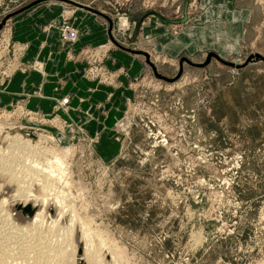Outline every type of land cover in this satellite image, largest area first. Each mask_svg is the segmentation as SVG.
<instances>
[{"label": "rangeland", "instance_id": "rangeland-1", "mask_svg": "<svg viewBox=\"0 0 264 264\" xmlns=\"http://www.w3.org/2000/svg\"><path fill=\"white\" fill-rule=\"evenodd\" d=\"M35 1L0 0V21ZM69 1L110 18L113 39L123 47L147 52L157 72L168 78L175 76L181 57L200 63L202 55L210 51L235 63L243 60L239 56L242 48L264 56V0H234V8L250 12L237 49L222 34L225 19L216 36L206 33L202 39L198 35L197 29L203 22L200 18L209 0ZM226 1L217 0L215 4L223 18L227 14ZM41 5L61 6L58 33L61 36L62 30L73 32L78 39L80 34L71 26L70 19L71 12L79 10L68 4L43 1L15 17ZM92 18L107 24L99 16ZM150 18L156 23L159 19L165 22L151 29V36L143 35L140 28ZM125 21L128 26L123 31ZM6 23L0 31V71L5 70L3 61L8 64L10 59L7 73L24 74L23 67L16 71L18 64L14 61H18V52L23 61L27 45L14 40L12 25ZM99 48H103L101 56L106 53L98 60L106 71L107 83L83 76V54ZM118 53L108 40L97 46H83L72 53V60L83 59L81 75L85 80L115 88L123 75L122 66L110 68L108 63ZM144 70L145 75L132 82L138 97L125 100L121 116L99 138L69 121L61 119L63 123L53 124L54 114H40L21 102L9 108L0 107V124L8 125L2 136L10 133L25 138L29 132L35 137L41 134L51 142L42 146L55 148L58 153L67 152L66 160L63 159L69 168L68 184L62 186L57 182V186H51L53 189L44 190L48 195L62 192L64 197L62 219H57L58 225L53 222L57 226H52L51 213V217L37 224L35 231L27 232L30 236L25 232L26 236L19 230L25 222L24 214L17 208L19 204H13L8 197L0 207V243H4L0 246L11 258L15 256L13 260H20L19 263L10 258L8 263L70 264L71 248L80 238L77 222L85 220L90 232L101 239H91L101 264H264V64H250L234 73L214 60L205 72L184 66L181 78L173 84L156 80L147 66ZM6 82L0 79L3 89ZM18 104L44 118L45 122L39 123L42 126L34 125V121L23 124L18 123L19 119L8 121L2 117V110L12 115ZM84 120H90V115ZM18 165L21 163L16 159L6 167L13 178L19 177ZM34 188L37 187H31ZM60 225L65 229L67 225L73 227L74 233L69 236L73 244ZM40 239L43 247L37 246ZM79 243L84 247V241ZM57 253L64 258L63 263L60 258L55 260ZM45 254L48 256L44 257ZM76 260L78 264L77 256Z\"/></svg>", "mask_w": 264, "mask_h": 264}, {"label": "crops", "instance_id": "crops-1", "mask_svg": "<svg viewBox=\"0 0 264 264\" xmlns=\"http://www.w3.org/2000/svg\"><path fill=\"white\" fill-rule=\"evenodd\" d=\"M208 2L200 18L203 22L197 29L198 35L202 39L206 33L216 36L219 24L225 19V32L222 34L237 49L245 33V24L250 21L249 10L236 9L233 7L234 0H227V14L223 18L216 8L217 0ZM62 10L58 5L36 6L7 22L12 25L14 40L27 45L23 62H39L42 68L39 72H17L6 88L0 85V107L9 108L15 102H21L29 110L52 115L55 100L68 97L70 100L66 112L57 111V116L80 126L88 135L99 138L121 116L125 100L138 97L132 82L145 75L146 65L142 58L116 49L119 53L112 55L108 67L122 66L123 75L118 79V87L97 86L93 81L85 80L81 75L83 59L79 57L70 61L67 56L78 52L83 46L106 43L109 40L108 26L94 20V14L78 9L71 12L70 24L80 35L75 43L63 42L57 29ZM156 21L150 18L143 23L140 28L143 35L151 36V29L161 27L165 22L163 19ZM88 115L90 120L85 121Z\"/></svg>", "mask_w": 264, "mask_h": 264}, {"label": "bare ground", "instance_id": "bare-ground-1", "mask_svg": "<svg viewBox=\"0 0 264 264\" xmlns=\"http://www.w3.org/2000/svg\"><path fill=\"white\" fill-rule=\"evenodd\" d=\"M53 1H55V0H53ZM61 3H63V2H61ZM75 8H77V7H75ZM77 9H80V8H77ZM80 10H83V9H80ZM125 23H126V27L123 29V31H125L127 29V26H128L126 21H125ZM6 126H8V125H5L3 123L0 124V175L7 178V179H5L6 181L5 180L3 181V179H1V177H0V187H1L0 188V196H2L1 199H0V207L4 203L7 202L6 198L9 197L10 199L13 200L12 201V202H14L13 204H16V203L19 204L18 207H20L22 209L26 208V207H30V209L33 210L31 216H28V214L25 213L24 216H23L24 217V221H25L24 224H22V225L19 224L20 225L19 230L24 231V234L26 235L27 232L32 233V230H34L36 228V226H39L37 224L39 222H41V220L43 218L51 217V213H53V215H54V217H53L54 221H52V223L53 222L55 223L56 221L58 222L57 219H59V218L62 219L61 217L63 216L62 214L64 213L63 210L65 209L64 208L65 207L64 206L65 205V201L63 199L64 197H62V192L59 193V191H57V193H53L52 195H48V194L45 193L44 190L45 189L47 190L48 188H50L51 186H53V184H55L57 182L62 184V186H63V184H64V186L66 185V183H67V170L69 168L67 167L68 165L66 166V164H65L66 163L65 162L66 159L64 157H66L68 154H67V152L65 153V150L60 152V149H59L60 153H58L55 148L47 149L46 147L42 146V144H48V143L51 144V142H50L49 138L43 137L41 134L35 137L29 132V134L25 135V138H24V136H20L19 134H15V135L10 136V133H8L9 135L7 134V135L2 136V134L4 133L3 132L4 128ZM49 137H50V135H49ZM5 143L7 145H5V147H4L3 145ZM66 149H67V147H66ZM16 159H17L18 162L21 163V165L17 166L18 167L17 170L19 171V175H18L19 177L15 176V178H13L14 176L11 175L9 172H7V168L6 167L10 166L11 163H13ZM22 173H23V175H25L24 177H23ZM21 176L23 178H21ZM8 182H11V183L15 184V185H10L12 188H13V186H15L14 189H12L8 185ZM55 185L57 186V184H55ZM32 186L33 187L36 186L38 189L34 188V190H32L31 189ZM12 202H11V204H12ZM19 211H20V213L22 215V211L21 210H19ZM75 217H74V220H75ZM18 218H21V216L18 217ZM49 221H51V220H49ZM71 221L73 222V220H71ZM76 221H74L73 223H75ZM78 221H79V222H77V223H79V225H78L79 232L78 233H79V237L80 238L77 237L78 239H77L76 243H74V244H73L72 238L69 237L70 234L72 235V233H70V232L74 233V231L71 230L73 227L71 228V226L69 227L67 225V228L65 229L63 227V225L62 226L60 225L61 228H64V230L66 231V233L64 231V233L67 235L66 238L68 237V239H71L72 244L74 245L71 248V251H70V253H71V263L70 264H76V262H77L76 256H77V259L79 260L78 264H101L100 263L101 260H99V258L97 257L98 253H96V251L98 252V250H93L92 249V247H94V246H92V240H91L92 237H98L99 239H100V237L97 236L98 234H94L93 233L94 231L92 232L93 234L90 232L91 230H90V228L88 226L89 223H85V220L84 221L83 220H78ZM80 221H82V222H80ZM57 222L55 224L58 225L59 222L58 223ZM54 223L52 224V226L53 225H54L53 227L57 226ZM60 226H59V228H60ZM72 226H73V224H72ZM3 227H4V225H3ZM30 233L29 234L27 233V234L30 236ZM33 234H34V232H33ZM76 234H74V235H76ZM31 236H33V235L31 234ZM72 237H74V236H72ZM34 239H36V237ZM73 239L76 240V238H73ZM37 240H38V237H37ZM81 241H84V243L82 245L84 247H81V244L79 243ZM40 242H41V239L38 241L37 246H39ZM0 244L3 245L4 243H0ZM41 245L42 244H40V246ZM68 245H70V243ZM41 247H43V245ZM46 247H47V245H46ZM0 248L2 249V250L0 249V264H10V263H8L9 262L8 259L11 258L10 254H8L9 252H5L6 249H4V251H3L4 247L2 248L0 246ZM44 248H45V246H44ZM7 250H8V248H7ZM39 251H37V252H39ZM62 251H64V250L62 249L61 252ZM66 251H67V249H66ZM46 252H47V250H46ZM23 253H24V251H22V253L20 252L21 255ZM44 253H42V254H44ZM62 254H63V252H62ZM52 255H54V254H52ZM57 255H58V253H57ZM63 255H65V253ZM111 255H113V254H111ZM42 256H44V255H42ZM46 256H48V255L45 254L44 257H46ZM115 256H116V254H115ZM44 257H41V258H44ZM13 258H15V256ZM13 258H11L12 261L18 260V259L13 260ZM32 258H34V256ZM36 258H38V257H36ZM41 258L39 257V260ZM53 258H52V260H53ZM19 259H21V258H19ZM45 259L46 258H44V261L46 262ZM56 259H59L60 263H63L62 260L64 258L61 256V254H60V256L58 255L57 257H55V260ZM113 259H114V257H113ZM19 261L20 260H18V262ZM28 262H30V261L28 260ZM38 262H43V261H38ZM14 263H12V264H14Z\"/></svg>", "mask_w": 264, "mask_h": 264}, {"label": "water", "instance_id": "water-1", "mask_svg": "<svg viewBox=\"0 0 264 264\" xmlns=\"http://www.w3.org/2000/svg\"><path fill=\"white\" fill-rule=\"evenodd\" d=\"M43 1H48V0H37L35 2H33L32 4L26 6L25 8H23L22 10H19L17 12H14L12 14H9L7 16H5L1 21H0V31H2L5 28V23L15 17L16 15H18L19 13L23 12L24 10H27L33 6H35L38 3H41ZM55 1H60L63 2L65 4L83 9L87 12H90L96 16H99L101 18H103L108 26V37H109V42L118 50L123 51L125 53L131 54V55H135L138 56L140 58H142L144 64L150 68L151 73L153 75V77L158 80V81H162L165 84H173L176 83L182 76L183 73V69L184 66H189L192 68H197L202 70L203 72H205L206 67L211 63V61H216L218 63H220L221 65L229 68L231 73L234 72H238L239 70H242L243 68L247 67L250 64H264V56L258 54V53H247L246 48H242L241 49V53L239 54L240 58H242L243 60H239L237 62H230V61H225L223 59H221L216 53L214 52H205L202 56H203V61L200 63H193L190 60H188L185 57H181L178 60L177 66L175 68L176 74L174 77L172 78H168L160 73L157 72L156 66L153 64V62L150 59V56L147 52L145 51H141V50H137L134 48H129V47H123L120 44H118L117 41H115L112 37V29H113V23L110 20V18H108L107 16L103 15L102 13H100L99 11L92 9L90 7H86L80 4H77L75 2H71L69 0H55ZM18 210H21L23 214L27 213L28 216L32 215L33 210L30 209V207H26V208H20L17 207Z\"/></svg>", "mask_w": 264, "mask_h": 264}, {"label": "built area", "instance_id": "built-area-1", "mask_svg": "<svg viewBox=\"0 0 264 264\" xmlns=\"http://www.w3.org/2000/svg\"><path fill=\"white\" fill-rule=\"evenodd\" d=\"M62 30V29H61ZM61 39L63 42H68V43H73L76 41L77 36L73 33V32H67L66 30H62V35H61ZM8 46V45H7ZM25 46H22L21 49H23L25 51ZM15 50V48H14ZM24 51H21L23 53H25ZM90 53V54H89ZM103 52V48H99L98 50H95L94 52L90 50H86L85 54H83L84 58H85V63H86V69L83 72V76L86 79L89 80H96L97 78L99 79V83H107L108 77L107 74L105 73V69L102 66V63L98 60L101 59L103 56L102 55ZM21 55V53L18 52V55L16 57V59H18V61H14L17 62L18 67L16 69V71H19V68L23 67V71L24 73L27 71L26 68H31V70H38L42 68L41 64L38 62H34L37 64H33V63H25L22 61V58H20L19 56ZM67 58L69 60L73 59L72 55L67 56ZM10 59L9 62L7 64V62L3 61V65H6L4 68L5 70L0 71V79H3L4 81H7L6 84L9 82L10 77L12 76L11 74L7 73L8 67L10 65ZM3 68V67H2ZM109 81H111V78H109ZM68 103H69V99L67 97L62 98V100H55V104L53 107V111H54V116L56 117L55 119L51 120V122L54 123H63L64 121H62L60 118H58L57 114L55 112L57 111H63L66 112L67 107H68ZM7 110H2L1 113H3L2 117L6 118V120L10 121V120H14V119H19L17 120L18 123H23L24 122H33L34 125H40L39 123H44V118L40 117V115H36L31 113L30 111H26L21 105H17L16 106V110H14L13 114L11 115L10 113H7ZM8 114V115H6ZM12 116V117H11ZM31 116H36L35 119H33ZM1 117V116H0ZM11 118V119H10ZM61 121H60V120ZM11 124V123H9ZM51 124V123H50ZM37 128V127H36Z\"/></svg>", "mask_w": 264, "mask_h": 264}]
</instances>
